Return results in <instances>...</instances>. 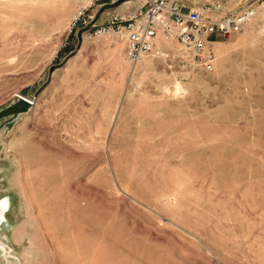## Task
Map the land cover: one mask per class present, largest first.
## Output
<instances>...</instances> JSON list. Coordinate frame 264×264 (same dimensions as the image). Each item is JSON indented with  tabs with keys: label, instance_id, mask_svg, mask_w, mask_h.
<instances>
[{
	"label": "rangeland",
	"instance_id": "1",
	"mask_svg": "<svg viewBox=\"0 0 264 264\" xmlns=\"http://www.w3.org/2000/svg\"><path fill=\"white\" fill-rule=\"evenodd\" d=\"M76 5L0 0V264H264V10L204 73Z\"/></svg>",
	"mask_w": 264,
	"mask_h": 264
},
{
	"label": "built area",
	"instance_id": "2",
	"mask_svg": "<svg viewBox=\"0 0 264 264\" xmlns=\"http://www.w3.org/2000/svg\"><path fill=\"white\" fill-rule=\"evenodd\" d=\"M68 33L116 36L135 65L160 37L176 40L181 62L191 72L211 73L216 56L209 46L241 34L264 10V0H75ZM104 20L97 24V16ZM31 102V100H28Z\"/></svg>",
	"mask_w": 264,
	"mask_h": 264
},
{
	"label": "water",
	"instance_id": "3",
	"mask_svg": "<svg viewBox=\"0 0 264 264\" xmlns=\"http://www.w3.org/2000/svg\"><path fill=\"white\" fill-rule=\"evenodd\" d=\"M32 102L22 98L16 104L8 106L0 111V120L5 119L8 116H16L20 113L28 111Z\"/></svg>",
	"mask_w": 264,
	"mask_h": 264
},
{
	"label": "flooded vegetation",
	"instance_id": "4",
	"mask_svg": "<svg viewBox=\"0 0 264 264\" xmlns=\"http://www.w3.org/2000/svg\"><path fill=\"white\" fill-rule=\"evenodd\" d=\"M6 202L3 201L0 203V215L4 212V210L6 209ZM0 219H1V216H0Z\"/></svg>",
	"mask_w": 264,
	"mask_h": 264
},
{
	"label": "trees",
	"instance_id": "5",
	"mask_svg": "<svg viewBox=\"0 0 264 264\" xmlns=\"http://www.w3.org/2000/svg\"><path fill=\"white\" fill-rule=\"evenodd\" d=\"M67 51V49L64 50V52Z\"/></svg>",
	"mask_w": 264,
	"mask_h": 264
},
{
	"label": "bare ground",
	"instance_id": "6",
	"mask_svg": "<svg viewBox=\"0 0 264 264\" xmlns=\"http://www.w3.org/2000/svg\"><path fill=\"white\" fill-rule=\"evenodd\" d=\"M2 248V247H1Z\"/></svg>",
	"mask_w": 264,
	"mask_h": 264
}]
</instances>
